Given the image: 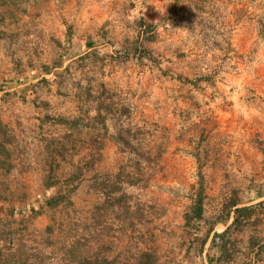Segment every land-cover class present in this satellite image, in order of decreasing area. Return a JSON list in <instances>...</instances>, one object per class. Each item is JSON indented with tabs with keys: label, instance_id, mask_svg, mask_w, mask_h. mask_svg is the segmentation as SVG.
<instances>
[{
	"label": "rangeland",
	"instance_id": "374dc122",
	"mask_svg": "<svg viewBox=\"0 0 264 264\" xmlns=\"http://www.w3.org/2000/svg\"><path fill=\"white\" fill-rule=\"evenodd\" d=\"M227 6L237 14L244 11L251 32L259 27L264 36V0H0V118L17 139L13 168L6 176L13 196L0 200V236L13 246L21 245L28 264H64L61 258L69 251L98 253L115 264H130L142 251L153 253L156 264H198L201 240L215 211L204 194L209 186L208 176L201 174L204 155L197 164L188 157L179 173L177 162L168 166L169 159L165 160L164 130L152 122L147 130L133 128L137 140L122 144L126 150L116 175L100 166L93 152L97 145H88L92 152L87 157L81 129L74 136L80 139L77 143L62 139L57 144L52 138L55 152L42 156L25 139L27 133L34 139L35 130L6 107L20 102L6 88L15 84L12 72L57 57L54 31L59 26L70 36L101 24L108 43L119 35L122 55H136L140 67L153 65L174 80L197 75L203 66L199 57L211 55L215 35L216 56L224 59L219 70L237 71L240 56L237 59L227 49L221 31ZM139 21L152 26L145 36ZM258 49L250 48L249 60ZM258 69L255 65L254 71ZM145 130L157 137L147 141ZM56 195L61 200L48 207L46 200ZM198 198L207 208L196 217L192 209ZM246 256L243 252L238 259Z\"/></svg>",
	"mask_w": 264,
	"mask_h": 264
},
{
	"label": "crops",
	"instance_id": "0c3cea01",
	"mask_svg": "<svg viewBox=\"0 0 264 264\" xmlns=\"http://www.w3.org/2000/svg\"><path fill=\"white\" fill-rule=\"evenodd\" d=\"M237 12L227 6V20L221 24L227 49L237 59L240 56L237 71L233 67L219 70L224 59L216 56L215 35L211 55L199 57L203 65L199 74L174 80L153 65L140 67L136 55H122L119 35L108 43L101 24L70 36L58 25L54 31L57 57L12 72L15 84L6 88L20 100L19 106L6 107L35 130L34 139L30 133L25 139L42 156L55 152L50 146L53 139L57 144L62 139L77 143L80 139L74 136L81 129L87 157L92 152L88 145H97L93 152L100 166L116 175L125 149L122 144L137 140L133 128L143 129L152 122L164 130L165 160L169 159L168 166L170 161L177 162L179 173L185 170L188 157L197 164L204 155L201 174L209 181L204 194L215 211L198 264H264V36L259 27L252 33L244 11ZM254 45L259 49L251 61L247 54ZM46 119L51 122L45 124ZM146 130L147 141L157 137ZM232 201L235 204L230 207ZM201 206L206 210L205 203ZM244 206L255 209L243 221L252 226L230 228L228 238L236 251L223 259L219 257L221 241L212 238L230 227L235 208ZM253 236L256 244H252ZM226 248L232 251L231 246ZM243 252L246 258L238 259Z\"/></svg>",
	"mask_w": 264,
	"mask_h": 264
},
{
	"label": "trees",
	"instance_id": "16d2710c",
	"mask_svg": "<svg viewBox=\"0 0 264 264\" xmlns=\"http://www.w3.org/2000/svg\"><path fill=\"white\" fill-rule=\"evenodd\" d=\"M139 26L143 27L142 35L151 31L152 26L143 21H139ZM146 40H151L148 37H145ZM151 38V37H150ZM59 122L67 123L66 119H59ZM16 136L13 132V129L0 118V200L7 201L9 197L13 196V191L10 188V184L6 176L13 168L12 156L14 150L16 149ZM52 185V183H49ZM61 200L60 195L52 196L46 200L48 207L54 208L57 206L58 202ZM230 207L235 204L234 201L230 203ZM203 210L201 206V199H196L192 211L196 214V217L200 216L201 211ZM255 213V209L252 206H244L235 208L234 210V219L230 227L226 228L221 233H215L212 240L214 242L221 241L222 243V254L219 256L223 259H230L232 254L226 248L227 245L233 247L232 240L228 238V234L231 227L240 228L248 225L244 223V220L251 218ZM2 219H0V222ZM47 227L46 229H49ZM210 231V230H209ZM209 233V232H208ZM7 239H4L0 236V264H28L30 258L23 252V247L21 245L13 246L10 242H6ZM206 241V236L201 240V243L204 244ZM258 239H252V244H256ZM61 260H65L64 264H115L114 259H109L94 253L92 255H81L76 254L74 251L65 252ZM157 259L154 254L148 251L140 252L136 257L133 258L132 263L130 264H156ZM30 264V263H29ZM34 264V263H33Z\"/></svg>",
	"mask_w": 264,
	"mask_h": 264
}]
</instances>
